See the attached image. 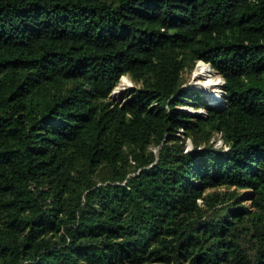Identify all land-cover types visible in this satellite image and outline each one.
Listing matches in <instances>:
<instances>
[{"label": "trees", "instance_id": "1", "mask_svg": "<svg viewBox=\"0 0 264 264\" xmlns=\"http://www.w3.org/2000/svg\"><path fill=\"white\" fill-rule=\"evenodd\" d=\"M0 264H264V0H0Z\"/></svg>", "mask_w": 264, "mask_h": 264}, {"label": "rangeland", "instance_id": "2", "mask_svg": "<svg viewBox=\"0 0 264 264\" xmlns=\"http://www.w3.org/2000/svg\"><path fill=\"white\" fill-rule=\"evenodd\" d=\"M201 60L196 61L194 66L192 68H190L189 70L185 71L183 73V84L182 87L184 89L187 88H197L198 90L202 91L203 95L206 97V99L210 102H214V101H220L221 98V84L223 83V80L221 78V76L212 69V67L210 66L209 63L205 62L208 67H209V71L207 72H203L201 75H197L196 72V67L199 64ZM204 62V61H203ZM123 79H125L126 83L122 84ZM212 79H217V81L219 80V82L217 84H215L214 86H209L206 84H203L206 81H210ZM121 85L122 88H120L117 92L115 91V88ZM134 85V82L127 76V75H122L118 81V83L116 84V86L113 88L112 90V97L117 98V99H121L124 95V93L127 91V89H129L131 86ZM218 95L217 98H212V96L214 95ZM217 105V103H216ZM182 108H185L191 112H200L199 108H194L191 105H182ZM215 145H219V146H223V144H221V141H216ZM185 145L188 149H190L192 147V142L190 139H186L185 140Z\"/></svg>", "mask_w": 264, "mask_h": 264}, {"label": "bare ground", "instance_id": "3", "mask_svg": "<svg viewBox=\"0 0 264 264\" xmlns=\"http://www.w3.org/2000/svg\"><path fill=\"white\" fill-rule=\"evenodd\" d=\"M196 74L197 75H201L203 72H207V71H209V67H208V65L205 63V62H202V61H200L199 62V64L197 65V67H196ZM219 82V80L217 81V79H212V80H210V81H206V82H204L203 84H206V85H209V86H214L215 84H217ZM126 83V81H125V79H123V82H122V84H125ZM120 88H122L121 87V85H118L116 88H115V91L117 92ZM218 97V95H214V96H212V98L214 99V98H217ZM221 99V98H220ZM211 102V101H210Z\"/></svg>", "mask_w": 264, "mask_h": 264}, {"label": "water", "instance_id": "4", "mask_svg": "<svg viewBox=\"0 0 264 264\" xmlns=\"http://www.w3.org/2000/svg\"><path fill=\"white\" fill-rule=\"evenodd\" d=\"M112 94H113V93L111 92L110 95L112 96ZM218 102H219V101L217 100V101L212 102V104L215 105V104L218 103Z\"/></svg>", "mask_w": 264, "mask_h": 264}, {"label": "built area", "instance_id": "5", "mask_svg": "<svg viewBox=\"0 0 264 264\" xmlns=\"http://www.w3.org/2000/svg\"><path fill=\"white\" fill-rule=\"evenodd\" d=\"M220 95H221V94H220ZM199 109H200L201 112H204V108L201 107V108H199Z\"/></svg>", "mask_w": 264, "mask_h": 264}, {"label": "clouds", "instance_id": "6", "mask_svg": "<svg viewBox=\"0 0 264 264\" xmlns=\"http://www.w3.org/2000/svg\"><path fill=\"white\" fill-rule=\"evenodd\" d=\"M210 103H212V102H210Z\"/></svg>", "mask_w": 264, "mask_h": 264}]
</instances>
